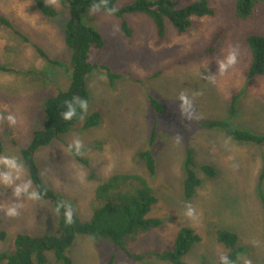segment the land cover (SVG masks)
Here are the masks:
<instances>
[{
    "label": "rangeland",
    "instance_id": "1",
    "mask_svg": "<svg viewBox=\"0 0 264 264\" xmlns=\"http://www.w3.org/2000/svg\"><path fill=\"white\" fill-rule=\"evenodd\" d=\"M36 0H0V17L15 31L0 24V66L14 72H0V117L12 114L16 124L0 119V155H14L31 173L23 158L34 140L32 135L45 126V101L65 92L70 84L71 53L64 44L68 7L57 0L45 2L58 11L55 18L44 17ZM132 0H117L116 8ZM182 4L193 0H179ZM212 17L193 18L191 30L178 35L168 25L166 37L159 40L151 20L142 15L127 16L132 29L126 39L120 21L102 11L85 10L84 24L104 39L101 50L92 49L89 61L107 67L121 78L109 83L105 72L94 69L85 78L90 94L87 115L100 111V124L85 130L82 118L67 134L33 153V162L43 186L62 199L80 220L91 219L97 208L96 190L117 174L144 178L157 205L150 217L159 218L160 228L146 232L135 242H127L130 254L146 256L131 259L120 248L105 240L78 237L70 249L72 264H170L154 254L172 249L182 228L193 229L201 238L184 257L185 264H216L225 253L215 232L225 229L238 237L244 254L235 264H264V144L239 143L222 129H206L200 123L223 121L231 126L264 135V77L247 82L251 55L245 39L264 35V10L257 9L246 21L236 19L235 0H208ZM25 37V42L18 34ZM219 40L213 53H206L215 36ZM39 46L59 67L48 64L36 53ZM237 52L236 63L221 73L216 61L228 49ZM208 75L207 79L202 78ZM191 100L192 118L181 114L178 96ZM233 97L236 112L229 113ZM151 99L157 100L163 114H153ZM155 131V140L151 137ZM80 141L79 152L71 148ZM150 151L156 171L150 175L138 156ZM193 152V171L201 180L196 195L186 200L187 152ZM86 161L87 166L74 157ZM216 170L207 178L201 166ZM18 181L19 182H22ZM32 182V181H31ZM31 190H34L32 184ZM20 203L18 215L8 217L0 209V256L13 254L17 235L35 238L59 236V214L51 200H16L11 189L0 188V205ZM194 210L187 216V207ZM50 262L55 264L51 255ZM2 264V263H0Z\"/></svg>",
    "mask_w": 264,
    "mask_h": 264
},
{
    "label": "trees",
    "instance_id": "2",
    "mask_svg": "<svg viewBox=\"0 0 264 264\" xmlns=\"http://www.w3.org/2000/svg\"><path fill=\"white\" fill-rule=\"evenodd\" d=\"M57 1L68 7L70 14L64 30V44L71 53L70 84L67 91L59 92L56 96L45 101V126L42 130L33 133L34 140L22 153L30 170L34 189L41 194L38 200H51L59 214V236L35 238L29 235H17L14 242L15 252L2 254L0 263L48 264L50 262L48 255H51L55 264H72L70 249L80 236L89 237L94 241H108L124 251L131 259L142 261L148 255L130 254L126 249V243L135 242L146 232L158 229L162 225L159 218L149 216L151 210L157 205V199L144 178L135 174H117L110 177L96 190L98 206L93 211L91 219L82 221L71 212L69 222L65 215L68 209L64 207L61 198L43 186L38 170L33 160L30 161V157L39 148L47 146L54 140H59L60 136L71 131L82 118H85L83 124L85 130L96 128L100 124L102 118L100 111H94L87 115L90 94L85 87V78L88 74L94 69L100 68L105 72L110 84L121 78V75L113 74L107 67L98 66L89 61L92 49L101 50L104 46V39L97 30L83 23L81 15L85 10L92 9L93 5H97L99 11L119 20V28L126 39H130L133 34L126 17L146 16L151 20L159 40L166 37L168 25L173 28L176 34L184 35L191 30L193 18L212 17L214 10L210 7L208 0H193L185 4L179 0H132L120 8H116L117 0ZM35 2L38 11L44 17L55 18L58 16V11L47 4L45 0H36ZM257 9L264 10V0H235L234 14L240 21L248 20ZM0 24L15 31L11 23L3 17H0ZM16 34L28 42L19 33ZM218 40L219 35L214 37L213 43L206 53L215 51ZM245 44L251 55L250 65L245 72V78L247 82H250L255 78L264 77V35L251 34L246 37ZM32 46L40 58L48 64L60 66L58 62L51 60L39 46L35 44ZM0 72L11 73L14 71L10 67L0 66ZM236 100L237 97H233L229 105L231 116L236 112ZM80 101L86 102V109L79 107ZM150 102L153 114L161 116L163 108L160 103L155 99H151ZM70 104L75 107L76 114L71 119L64 120L62 113L69 110L68 105ZM199 126L206 129H222L228 138L239 143L264 144V135H255L223 121L200 123ZM154 140L155 131L151 137V144ZM192 155L193 152L189 150L185 164L186 177L183 181V195L186 200L194 198L197 189L201 186V180L193 171ZM138 156L143 161L147 172L154 175L156 162L153 154L146 150L139 153ZM74 159L87 166L83 159L77 156ZM201 169L207 178L214 179L217 175L216 170L210 165H203ZM215 237L225 249V253L219 257L216 264H235L244 254V249L239 246L238 237L233 232L220 229L215 232ZM0 240H4L3 232L0 233ZM200 241V236L193 229L182 228L178 232L171 250L153 256L170 264H185L184 257ZM105 264H114L113 258Z\"/></svg>",
    "mask_w": 264,
    "mask_h": 264
},
{
    "label": "clouds",
    "instance_id": "3",
    "mask_svg": "<svg viewBox=\"0 0 264 264\" xmlns=\"http://www.w3.org/2000/svg\"><path fill=\"white\" fill-rule=\"evenodd\" d=\"M98 6L93 5L92 11H97ZM237 52L235 49H228L223 56V59L216 61L218 70L223 73L228 68L233 66L236 63ZM204 79L208 78V75H203ZM179 101V109L181 114L184 115L185 113L188 114V119L192 118L191 114V100L188 96L181 93L178 96ZM79 107L81 109H86L87 104L85 101L79 102ZM68 111L62 113V118L64 120L71 119L75 114V107L71 104L68 105ZM3 121H6L9 126H13L16 124V117L12 114L4 115L0 117ZM70 149L74 147L75 151L79 152L80 150V141L74 140L72 145L69 146ZM27 175L25 167L22 163L19 162L18 158L14 155H0V188L3 189H11V195L14 199L19 200L20 197H25L30 200H38L40 199L41 194L37 191L31 190L32 182L30 179H23L22 176ZM19 182L18 181H21ZM22 207L20 203L15 204H8L6 207L0 205V209H3L4 214L8 217H15L18 215V209ZM193 209L191 206L187 207L186 215L192 216ZM66 217L68 218L69 222L71 220V211L66 210L65 212Z\"/></svg>",
    "mask_w": 264,
    "mask_h": 264
},
{
    "label": "water",
    "instance_id": "4",
    "mask_svg": "<svg viewBox=\"0 0 264 264\" xmlns=\"http://www.w3.org/2000/svg\"><path fill=\"white\" fill-rule=\"evenodd\" d=\"M32 160H33V153L31 154V157H30V161H32ZM30 161H29V162H30ZM28 164H29V163H28ZM65 238H66V236H65ZM65 238H64V239H65Z\"/></svg>",
    "mask_w": 264,
    "mask_h": 264
}]
</instances>
